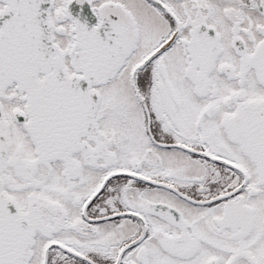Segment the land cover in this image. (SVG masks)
Listing matches in <instances>:
<instances>
[{"label": "snow or ice", "instance_id": "1", "mask_svg": "<svg viewBox=\"0 0 264 264\" xmlns=\"http://www.w3.org/2000/svg\"><path fill=\"white\" fill-rule=\"evenodd\" d=\"M0 264H264V0H0Z\"/></svg>", "mask_w": 264, "mask_h": 264}, {"label": "flooded vegetation", "instance_id": "2", "mask_svg": "<svg viewBox=\"0 0 264 264\" xmlns=\"http://www.w3.org/2000/svg\"><path fill=\"white\" fill-rule=\"evenodd\" d=\"M85 7H87V6H85ZM89 19L91 20V17H89ZM92 22H94V20Z\"/></svg>", "mask_w": 264, "mask_h": 264}]
</instances>
